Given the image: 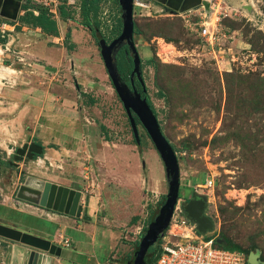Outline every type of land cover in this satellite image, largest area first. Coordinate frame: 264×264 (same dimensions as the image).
<instances>
[{
    "label": "rangeland",
    "instance_id": "1",
    "mask_svg": "<svg viewBox=\"0 0 264 264\" xmlns=\"http://www.w3.org/2000/svg\"><path fill=\"white\" fill-rule=\"evenodd\" d=\"M32 1L53 9L61 0ZM64 1L72 19H57L58 37L42 35L39 38L38 43L45 47L43 51L48 59L32 58L37 69L41 70L38 64L46 69L43 71L49 79L48 101L50 109L58 112L52 111L53 116H57L58 131L59 125H63L62 128L65 126L69 132L72 129L76 133L58 140L60 145H66V151H62L66 163L51 173L58 181V178H76L88 172L92 181L88 177L89 183L84 178L82 182L72 179V183L78 181L77 187L90 190V195L100 177L93 180L91 167L83 171L82 162L91 166L103 153H113L112 159L108 156L112 163L122 167L128 163L130 171L139 173L140 189L131 208H127L126 200L121 201L120 193H115L117 200L113 204L118 209L113 210L114 217L123 225L119 224L118 228L110 222V227L104 229L98 223L93 245H89L88 240L89 243H84V251L97 256L102 253L101 242L107 243V252H112L114 259L119 260L130 252L132 243L140 239L139 232L147 225L149 214L162 204L158 206L157 202H163L162 196L166 193L163 166L140 126H137L142 139L140 153L130 142L132 135L124 109L88 30L93 21L85 17L79 0ZM204 1L209 8L207 13L202 4L182 13L165 12L151 2L134 4L132 18L137 33H133L132 39L140 59L145 92L176 155L179 197L187 196L192 184L202 183L207 175L212 176V188L201 189L197 194L205 201V213L213 222L214 233L219 236L222 230L230 242L241 248L253 246L249 251L258 252V258L264 262V144L261 141L264 110L247 102H252L253 96L246 89L247 84H258L256 103L264 104V0ZM21 13L20 10L19 15ZM117 16L116 0L99 1L98 27L106 42L114 37L110 32L116 26ZM202 19L214 23L216 39L212 45H206L190 30L193 23ZM29 29L34 38L38 37L34 28ZM67 29L70 36L65 40ZM68 43L73 44L72 49L67 48ZM243 77L245 83H241ZM227 94H232L237 102L227 99ZM74 135L75 138H70ZM35 138L46 139L36 135ZM99 143L108 148L103 151ZM109 162H106L108 168ZM104 172L110 177V172L106 169ZM97 194L99 201L108 203L106 191ZM15 216L20 223L48 225L42 219L0 206L1 218L9 220ZM134 216L136 220L131 222ZM67 234L72 237V231ZM77 236L86 240L84 235L78 233Z\"/></svg>",
    "mask_w": 264,
    "mask_h": 264
},
{
    "label": "crops",
    "instance_id": "2",
    "mask_svg": "<svg viewBox=\"0 0 264 264\" xmlns=\"http://www.w3.org/2000/svg\"><path fill=\"white\" fill-rule=\"evenodd\" d=\"M14 26V24L8 25V30L3 31L5 34L1 35L4 40L0 42V164L3 165L10 160L15 147L23 143L34 142L41 146V154L36 155L32 159L24 157L18 162L19 171L24 170L25 173L43 180L76 189L79 182H82V178L89 183L87 181L88 172H84L83 175L80 173L76 178H58V181L55 180V175L51 173V170L53 172V169L63 168L66 163L64 156H62V153H64L62 151H66V145H60L58 140L62 137H69L67 135L70 133H76L72 129L69 132V128L65 126L62 128L63 125H59L60 131H58L57 116H53L52 111L54 112V110H51L49 106V89H46L49 79L44 74L43 69L45 68L38 64L37 66H40L41 70L37 69L35 67L36 64L32 60V58L48 59V56L44 55L43 50H45V47L40 46L41 44L38 43L42 33L38 28H34V34L38 36L34 38L32 30L28 27L21 26L16 29ZM36 73L39 75H36ZM41 74L43 75L40 76ZM54 113L58 112L55 110ZM35 135L46 139L42 138V141H38ZM75 137L76 135L70 138ZM59 142L61 143V141ZM100 145L103 151L108 148L104 144ZM128 147L130 148V146ZM109 154L103 153V157L96 160L91 166L89 163L82 162L83 171L91 167L90 174L93 176V180L100 177L99 183H96L97 187L93 188L94 193L92 195L89 193L90 190L78 188L81 193L80 204H83L84 198H87L86 215L89 217L88 220L82 219L80 216H67L63 213L53 212L37 205L16 200L13 197V193L20 182V178L16 174L10 177L8 181V177L3 178L8 176L6 173L0 174V206L21 215L42 219L48 225L28 223L27 221V223L25 221L20 223L19 219H16L17 216L9 220L0 217V220H3V224H8L31 234L44 238L50 236L51 241L61 247V251L58 257H50L49 264H118V259H114L112 252H107V243L103 244L101 242L102 246L100 249L102 248V253L99 256L84 251V243L90 242L89 245H93V233L98 223L104 229L110 227V222L111 225H117V227L123 225L118 220L119 218L114 217L113 210L118 209L113 204L117 200L115 193L121 194V201L126 200L127 208L129 209L133 199L135 200L134 197L138 193V189H140L141 177L139 173L130 171L129 166H127L128 163H124L126 166L123 167L117 165L116 162L112 163L113 153ZM108 156L111 157L110 160ZM107 161H110L109 168L106 165ZM103 167L107 172H110V177L105 174ZM36 169L37 171L35 172L34 170ZM15 173L17 172L15 171ZM72 179L80 181H76L74 184ZM89 179L92 181L90 177ZM117 179L122 183L118 182ZM105 182L109 186L105 187ZM112 185H114L115 189H112ZM103 190L107 193V204L98 200L99 194L97 193H103ZM87 191L88 194H86ZM91 198L94 200H91ZM109 199L110 201H108ZM91 202L94 204H91ZM109 205L113 206L109 207ZM88 210L91 212V216H89ZM115 222L116 224H114ZM24 223L29 227L25 226ZM69 231H72V237L75 234L74 238L67 234ZM78 233L86 236V240L84 241L80 236L76 237ZM210 235L216 236L217 233ZM26 250L27 247L20 243L0 237V264H21Z\"/></svg>",
    "mask_w": 264,
    "mask_h": 264
},
{
    "label": "water",
    "instance_id": "3",
    "mask_svg": "<svg viewBox=\"0 0 264 264\" xmlns=\"http://www.w3.org/2000/svg\"><path fill=\"white\" fill-rule=\"evenodd\" d=\"M26 0H0V18L15 21L19 15L20 7ZM119 7L120 29L116 37L108 43L102 38L97 37V47L106 75L117 95L126 118L129 123L132 137L135 144H139V136L133 116L136 117L139 124L144 129L150 142L152 143L157 155L159 156L166 182V193L162 204L158 207L151 221L146 225L140 239L136 244L133 256L126 264H146V254L150 246L154 245L158 238L162 237L174 205L178 199L179 169L176 155L170 142L164 136L158 124L156 115L150 109L146 102V95L143 80L140 73V59L135 48L133 34L132 10L134 4L148 5V0H116ZM163 5L164 10L170 13H182L200 4L204 5L207 13L209 8L204 0H154ZM124 44L131 57V71L129 73L128 84L125 83L117 74L115 62L113 60V51L116 47ZM134 75V76H133ZM133 77L136 78L143 95L133 88ZM41 146L34 143H23L13 149L11 160L13 166H18L22 157L32 159L34 155L41 154ZM9 163V162H8ZM18 174L20 182L15 187L13 197L44 209L63 213L67 216L77 217L88 220L87 198H84L83 204H80V191L75 188H69L51 181L43 180L34 175L25 173L24 170L17 173H8L9 178ZM181 212L185 218L194 224L196 232L201 235L214 233L213 222L205 213V202L201 198L190 197L180 202ZM0 237L7 240L20 243L27 247L23 255L21 264H49L50 257H58L61 247L51 241L50 236L44 238L27 231L17 229L8 224L0 223ZM214 242L222 244L223 239L215 236ZM161 252V247H157L151 258L154 262ZM247 264H264L258 258V252L249 251L246 255Z\"/></svg>",
    "mask_w": 264,
    "mask_h": 264
},
{
    "label": "trees",
    "instance_id": "4",
    "mask_svg": "<svg viewBox=\"0 0 264 264\" xmlns=\"http://www.w3.org/2000/svg\"><path fill=\"white\" fill-rule=\"evenodd\" d=\"M99 1L100 0H79V3L81 5V9H82L85 17L90 18L93 21L90 28H88V30L90 31V34L93 37L95 43L97 42L98 36L102 37L105 40V38L100 34V29L98 27L99 22L97 20V13H98ZM54 9H55V13H52L50 11L49 7L36 4L32 0H26L20 7V10L22 11V13L20 15H18V17L15 21H9V20H5V19L0 18V22L2 21V22L9 23V24H14L15 25L14 27H16V29H19L21 26H26L29 28H38L43 36L58 37L59 30H58V25H57V19H61V20L72 19V17L69 15V12L66 10L64 0L59 1L54 6ZM119 29H120V19L117 16L116 26L110 32L111 36H115L116 34H118ZM133 33L134 34L137 33V29H136L134 21H133ZM194 33H196V32H194ZM0 36H1V34H0ZM69 36H70V31L67 29V31L64 34V39L65 40L68 39ZM3 40L4 39L2 36L0 38V42ZM96 46H97V43H96ZM72 47H73V44L68 43L67 48L72 49ZM123 48H125V47H123ZM114 60H115V67H116L117 74L125 83H127L128 73H129L130 68H131L130 58L127 57L122 50H120L116 54ZM148 62H150V60H148ZM244 76H246V75H244ZM242 79L243 80H241V83H245L244 80L246 78L243 77ZM135 84H136L137 91H140L141 86L139 85L138 81H135ZM257 86H259V85L258 84H254V85H248L247 84L246 85V89H248L247 92H249L253 96V98H251L252 102L251 101H247V102H249L250 105L254 106V108L259 107L261 110H264V104L258 105V103H256V102H258V90H259V87H257ZM252 87H254V88H252ZM141 95H143V94H141ZM145 95H146V102L148 103V105H149L150 109L153 111V113L156 115L154 107L152 106V103L150 102L146 92H145ZM227 99L232 100L233 102H237V100L234 99V96L232 94H227ZM90 101L92 102V99H90ZM133 119H134L136 127L140 126L142 128V126L139 124V122L135 116H133ZM99 128L101 130L104 129V127L102 125H100ZM142 130L145 133L143 128H142ZM138 136H139V134H138ZM261 141H263V144H264V138H261ZM130 142L133 143L134 145H136L137 151L140 153L139 147H140V142H142V139L140 138V136H139V144H135L133 137H132V141H130ZM178 197H179V195H178ZM162 198H164V195L162 196ZM161 203H162V201L159 200L157 202V205L159 206ZM156 211H157V208L154 209L149 214L146 224H148L151 221V219L154 216V214L156 213ZM136 217L137 216L132 217L130 219V221L131 222L135 221ZM145 227H146L145 225L142 226L138 236H140L143 233ZM218 235L220 238L223 239V243L217 244L213 241V245L215 247L227 248L229 250L241 252L244 255V257H245V255H247L249 250L253 249V246L250 249H246V248H241L239 245L233 244L232 242H230L229 238L226 236V234L222 230H219ZM204 238H209V236H204ZM159 242H160V238H158V241L156 242V244H158ZM136 244H137V239L132 243V248H131L130 252H127L123 258L118 260V264H126V261L130 260L132 258L133 252L136 248ZM157 247H158L157 245H155V246L152 245L148 248L147 254H146V264L151 263V258L153 256V254L155 253ZM245 259H246V257H245ZM244 264H247L246 261L244 262Z\"/></svg>",
    "mask_w": 264,
    "mask_h": 264
},
{
    "label": "built area",
    "instance_id": "5",
    "mask_svg": "<svg viewBox=\"0 0 264 264\" xmlns=\"http://www.w3.org/2000/svg\"><path fill=\"white\" fill-rule=\"evenodd\" d=\"M54 6L50 9L52 13H55ZM204 16L205 13L200 17ZM8 25L10 24L1 21L0 32L8 30ZM190 30L196 32L206 45H212L216 39L213 22L211 24L210 21L202 19L193 23ZM212 186L213 177L208 175L202 183L194 184L192 190L194 192L201 189L209 190ZM204 236L196 232L194 224L182 214L178 199L164 234L157 244L161 247V252L150 264H244L245 257L241 252L215 247L213 245L215 236L209 235V238Z\"/></svg>",
    "mask_w": 264,
    "mask_h": 264
},
{
    "label": "flooded vegetation",
    "instance_id": "6",
    "mask_svg": "<svg viewBox=\"0 0 264 264\" xmlns=\"http://www.w3.org/2000/svg\"><path fill=\"white\" fill-rule=\"evenodd\" d=\"M149 2H151V3H155V4H158L159 6H160V8H162L163 10H164V7H163V5H161L160 3H158V2H156V1H154V0H148V4H149ZM165 11V10H164ZM165 12H167V11H165ZM118 34H116L114 37H116ZM114 37H112L111 39H113ZM110 39V40H111ZM109 40V41H110ZM108 41V42H109ZM108 42H106V43H108ZM123 47H125V48H123ZM120 50H122L124 53H125V55L127 56V57H129L130 58V61H131V57H130V53L126 50V46L124 45V44H122L121 46H119V47H116L115 49H114V51H113V60H114V58H115V56H116V54L118 53V51H120ZM114 62H115V60H114ZM131 67H132V63H131ZM130 71H131V68H130ZM130 71H129V73H130ZM129 73H128V80H127V84H128V81H129ZM140 73H141V67H140ZM134 76V75H133ZM135 81H137L136 80V78L135 77H133V82H132V84H133V88L137 91V88H136V84H135ZM128 86H129V84H128ZM129 88H131L130 86H129ZM137 92H139L140 94H143L142 93V91L140 90V91H137ZM142 96V95H141ZM11 156H12V154H11ZM36 155H34L33 156V158L35 157ZM24 158V156L22 157V159ZM9 162V163H8ZM10 163H12V160H11V158H10V160L9 161H6L5 162V164H0V174H8V173H15V171L17 172V171H19V168H18V166H13L12 164H10ZM190 197H197V198H201L200 196H199V194H197V193H194V192H190L187 196H185L184 198H186V199H188V198H190ZM202 199V198H201ZM84 201V200H83ZM205 202V201H204ZM206 205V204H205ZM53 212H55V211H53ZM245 261H246V259H245Z\"/></svg>",
    "mask_w": 264,
    "mask_h": 264
},
{
    "label": "clouds",
    "instance_id": "7",
    "mask_svg": "<svg viewBox=\"0 0 264 264\" xmlns=\"http://www.w3.org/2000/svg\"><path fill=\"white\" fill-rule=\"evenodd\" d=\"M194 184H192V186H193ZM192 186L190 187L191 188V191L192 192H194L193 190H192ZM76 189H78V188H76ZM79 190V189H78ZM80 191V190H79ZM194 193H197V192H194ZM81 194V193H80ZM178 199H180V200H183V199H185L184 197L183 198H180V197H178ZM177 199V200H178ZM177 202V201H176ZM176 204V203H175ZM164 234V233H163ZM161 238V237H160ZM158 241V240H157Z\"/></svg>",
    "mask_w": 264,
    "mask_h": 264
}]
</instances>
